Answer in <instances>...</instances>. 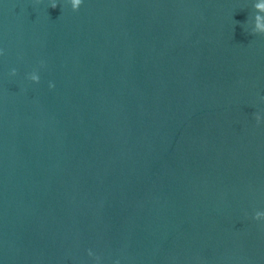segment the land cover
I'll use <instances>...</instances> for the list:
<instances>
[{"label":"water","instance_id":"water-1","mask_svg":"<svg viewBox=\"0 0 264 264\" xmlns=\"http://www.w3.org/2000/svg\"><path fill=\"white\" fill-rule=\"evenodd\" d=\"M56 2L0 0V264H264L258 0Z\"/></svg>","mask_w":264,"mask_h":264},{"label":"clouds","instance_id":"clouds-1","mask_svg":"<svg viewBox=\"0 0 264 264\" xmlns=\"http://www.w3.org/2000/svg\"><path fill=\"white\" fill-rule=\"evenodd\" d=\"M39 2V0H37ZM84 0H70L71 8L73 11H79L81 6L83 5ZM58 3L56 0H52V3L50 5L51 8H56L58 7ZM254 9L256 10V15L254 17V26L251 29V34L252 35H264V3L261 2V0H258L254 4ZM4 55V50L0 49V56ZM11 75L15 76L17 75V70L13 69L11 72ZM29 80H31L34 83H39L40 82V75L37 71H33L29 77ZM50 87H55L54 84H50ZM256 120L257 123H261L264 118H262L259 114L256 115ZM254 219L256 220H264V212H256ZM89 256H94L96 260V264H100L101 257L96 256L95 253H93L91 250L88 252ZM115 264H120V261L117 260Z\"/></svg>","mask_w":264,"mask_h":264}]
</instances>
